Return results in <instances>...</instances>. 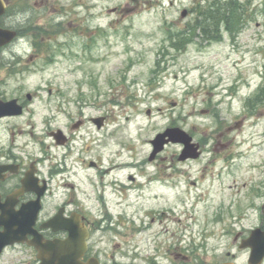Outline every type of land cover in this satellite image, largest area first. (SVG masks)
Returning <instances> with one entry per match:
<instances>
[{
    "label": "rangeland",
    "instance_id": "1",
    "mask_svg": "<svg viewBox=\"0 0 264 264\" xmlns=\"http://www.w3.org/2000/svg\"><path fill=\"white\" fill-rule=\"evenodd\" d=\"M41 1L29 0L31 17L44 16L51 26L55 21L65 23L51 33L48 59L28 67L0 65V91L7 99L34 97L31 111L16 119L11 131L0 123V145L13 144L26 162L44 160L46 174L50 165L57 164L50 158L60 153L50 133L65 130L77 117L83 93L94 102L85 114L107 115L111 122L99 138L108 134L112 143L121 139L116 143L123 146L124 162L139 165L130 167V173L156 170L148 158L151 141L159 133L172 124L186 130L196 126L197 141L214 134L219 145L213 150L210 140L199 161L179 165L191 180L201 177L191 192L199 199L194 206L190 200L186 209L179 205L170 217L187 224L198 219L202 224L196 231L208 225L216 235L224 227L213 224L219 216L246 234L264 226V99L259 101L264 92V0H49L43 8ZM229 1L234 2L229 6L235 8L242 28L235 36L226 32L219 13L207 26L218 20L222 38L208 43L196 25L200 8ZM66 8L74 9L69 19L62 16ZM184 10L188 16L182 19ZM72 23L78 30L64 33ZM182 35L191 43L186 40V46L178 49ZM179 151V146L170 144L160 155ZM161 169L167 170L166 161ZM172 193H159V203L152 200L147 207L162 211L174 207ZM216 241L211 238L209 246ZM239 256L243 262L246 253ZM17 257L8 252L1 264H14Z\"/></svg>",
    "mask_w": 264,
    "mask_h": 264
},
{
    "label": "flooded vegetation",
    "instance_id": "2",
    "mask_svg": "<svg viewBox=\"0 0 264 264\" xmlns=\"http://www.w3.org/2000/svg\"><path fill=\"white\" fill-rule=\"evenodd\" d=\"M28 2L1 0L4 12L0 15V28L14 32L15 37L12 43L0 49V65L28 67L50 57L51 33L61 30L65 22L55 21L56 26H51L44 16L31 17ZM49 4V0H42L40 6ZM53 10L58 8L53 6ZM72 14H75L74 9L66 8L62 16L69 19ZM68 29L75 32L78 27L76 23L69 24L64 33ZM208 29L214 30L205 28ZM262 92L261 89L258 94ZM29 95L7 99L0 91V101L15 100L21 107L20 115L0 119L10 131L16 119L31 111L34 97L29 98ZM263 97L264 92L261 101ZM78 101L77 117L65 130L60 129L61 138L57 141L55 132L50 133L60 153L48 157L57 164L50 165L46 174L42 169L44 160L26 162L14 152L13 144L0 145V235L6 231L3 222L22 225L20 229L15 228L22 233V242L6 247L0 264L8 252L18 256L14 264H249L251 250L241 246L252 230L248 234L236 231L234 223L227 225L223 216H219L213 224L224 227L216 235L208 230V225L203 231H196L195 227L202 224L198 219L187 224L170 217L179 205L186 209L190 200H194L191 206L197 204L199 198L191 197V192L199 187L201 177L198 181L191 180L188 172L178 167L199 161L208 141L216 144L214 134L209 140L197 141L195 137L200 128L192 126L189 131L182 128L198 145L201 152L198 158L181 160L184 147L175 144L180 147L178 153L169 157L157 155L149 161L155 164L156 170L130 173V167L139 165L124 162L123 146L116 143L121 139L112 143L108 134L98 136L111 125L109 117L87 116L86 110L94 108V102L88 101L84 93ZM211 115L216 114L213 111ZM97 118L102 121L95 122ZM171 127L179 126L172 124ZM215 144L213 150L219 145ZM106 152L108 155L104 156ZM163 161L167 163L166 171L161 169ZM28 176L32 177L33 185L24 189ZM55 180L56 187L53 186ZM167 192H173L176 206L163 211L154 205L147 207L148 202L157 201L159 193ZM262 209L264 211V204ZM261 228L264 230L263 225ZM211 238L217 240L215 246H209ZM241 252L246 253L243 262H240Z\"/></svg>",
    "mask_w": 264,
    "mask_h": 264
},
{
    "label": "water",
    "instance_id": "3",
    "mask_svg": "<svg viewBox=\"0 0 264 264\" xmlns=\"http://www.w3.org/2000/svg\"><path fill=\"white\" fill-rule=\"evenodd\" d=\"M3 12L4 8H2L0 0V15ZM187 15V10H184L181 14V17L184 19L187 17ZM14 37V32L0 28V48L9 45L13 41ZM19 114H21V108L17 105L15 100L8 103H3L0 101V118ZM148 114H150V112H148ZM101 121L102 119L100 118L95 119V122L97 123H100ZM55 136L58 141L62 136V132L57 131ZM151 143L153 145V151L149 158L150 161L154 160V158L159 153L164 151L165 147L170 143H179L184 146L181 160H186L188 158H198L201 154V152H198V145L193 143V138L187 132L177 127L168 128L165 132L159 133ZM32 185V177L28 176V178L24 180V189H30ZM2 225L5 226L6 231L0 235V256L6 246L14 245L17 242H22V233L18 230H15V228L20 229L22 227L21 224L13 225L11 223L3 222ZM241 247L250 248L252 250L249 264H261L264 260V231L261 228L253 230L250 237L243 241Z\"/></svg>",
    "mask_w": 264,
    "mask_h": 264
},
{
    "label": "trees",
    "instance_id": "4",
    "mask_svg": "<svg viewBox=\"0 0 264 264\" xmlns=\"http://www.w3.org/2000/svg\"><path fill=\"white\" fill-rule=\"evenodd\" d=\"M234 3L233 1L226 2L224 6L217 5H209L208 7H201V12L199 13L201 16H198L197 18V27L201 31V37L207 38L208 40H220L222 38V34H213L210 32H206L203 30V28L207 27V21H211V19H218L220 14H223V19L221 21H224L225 27L229 30H236V24L234 23V14H235V8L232 6H229V4ZM241 9V6L238 8V10ZM202 20V21H200ZM218 23L219 21L216 20ZM220 21V22H221ZM218 26V24H217ZM181 41H177V48L180 49L181 47L186 46V40L191 43V39H186L184 35L179 38Z\"/></svg>",
    "mask_w": 264,
    "mask_h": 264
},
{
    "label": "bare ground",
    "instance_id": "5",
    "mask_svg": "<svg viewBox=\"0 0 264 264\" xmlns=\"http://www.w3.org/2000/svg\"><path fill=\"white\" fill-rule=\"evenodd\" d=\"M177 204H175V206H176Z\"/></svg>",
    "mask_w": 264,
    "mask_h": 264
}]
</instances>
